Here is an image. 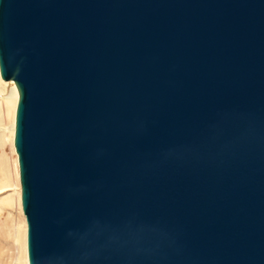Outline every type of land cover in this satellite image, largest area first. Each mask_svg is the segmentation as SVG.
<instances>
[{"label": "water", "instance_id": "obj_1", "mask_svg": "<svg viewBox=\"0 0 264 264\" xmlns=\"http://www.w3.org/2000/svg\"><path fill=\"white\" fill-rule=\"evenodd\" d=\"M29 264H264V0H0Z\"/></svg>", "mask_w": 264, "mask_h": 264}, {"label": "bare ground", "instance_id": "obj_2", "mask_svg": "<svg viewBox=\"0 0 264 264\" xmlns=\"http://www.w3.org/2000/svg\"><path fill=\"white\" fill-rule=\"evenodd\" d=\"M18 101H19V92L15 83L13 81L10 82L4 81L1 78V74H0V142L2 143V145H4L5 142L9 141L12 144V146L15 147L14 141H15V129H16V110H17ZM9 119H11V122H9ZM15 152H16V148H15ZM16 155H17L16 164H18L19 166L17 152ZM5 161L6 162H2L3 164L1 165L4 167L5 169L4 172L5 174L8 175V178L7 179L5 178V180L0 182V194H1L0 204L16 206L17 208H19L20 213L22 214L21 215L23 218L22 222L21 223L17 222V227H16V234L18 235L17 240L19 241L21 246V255L18 256L16 264H29L28 247H27L28 227L22 206L20 168H19V173L17 172V179H16L17 181L16 182L14 181L15 188L13 189V193L7 194L6 190L8 188H11L10 187L11 180L9 181V177L11 176V174H16V170H14V172L12 173L9 166L10 165L9 160L5 159Z\"/></svg>", "mask_w": 264, "mask_h": 264}, {"label": "rangeland", "instance_id": "obj_3", "mask_svg": "<svg viewBox=\"0 0 264 264\" xmlns=\"http://www.w3.org/2000/svg\"><path fill=\"white\" fill-rule=\"evenodd\" d=\"M9 122H11V119H9ZM4 158L9 160L11 172L13 173L14 170H16V174H11L9 177V181L11 180V188L6 190L7 194H12L15 188L14 181H17V172L19 173V166L16 164L17 155L15 147L12 146L9 141L5 142L4 145L0 142V182L8 178V175L4 172V167L1 165L3 164L2 162H6ZM1 205L2 204H0V264H16L18 256L21 255V246L17 240L18 235L16 234V227L17 222H22V214L16 206L7 204Z\"/></svg>", "mask_w": 264, "mask_h": 264}]
</instances>
